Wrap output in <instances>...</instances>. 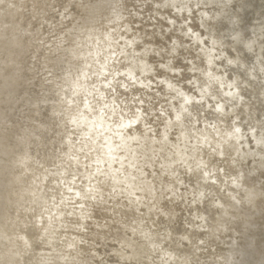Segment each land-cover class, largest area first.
Returning a JSON list of instances; mask_svg holds the SVG:
<instances>
[{
	"label": "clouds",
	"instance_id": "clouds-1",
	"mask_svg": "<svg viewBox=\"0 0 264 264\" xmlns=\"http://www.w3.org/2000/svg\"><path fill=\"white\" fill-rule=\"evenodd\" d=\"M0 264H264V0H0Z\"/></svg>",
	"mask_w": 264,
	"mask_h": 264
}]
</instances>
